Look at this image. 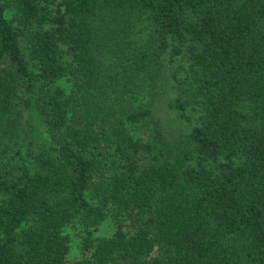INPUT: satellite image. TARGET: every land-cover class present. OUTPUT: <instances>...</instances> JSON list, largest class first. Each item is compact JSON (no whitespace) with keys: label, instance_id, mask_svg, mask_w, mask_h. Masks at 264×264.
<instances>
[{"label":"trees","instance_id":"obj_1","mask_svg":"<svg viewBox=\"0 0 264 264\" xmlns=\"http://www.w3.org/2000/svg\"><path fill=\"white\" fill-rule=\"evenodd\" d=\"M19 107L0 264H264V0H0V149Z\"/></svg>","mask_w":264,"mask_h":264},{"label":"rangeland","instance_id":"obj_2","mask_svg":"<svg viewBox=\"0 0 264 264\" xmlns=\"http://www.w3.org/2000/svg\"><path fill=\"white\" fill-rule=\"evenodd\" d=\"M59 1V0H58ZM61 87L66 94L71 91V81L68 78H63L56 83ZM173 91L170 88V83L167 80L162 82V90L158 95L154 103V115L158 119L163 127L164 134L167 138L173 139L182 132L186 131V126L177 117L174 111L169 109L168 102L173 97ZM23 109L21 113V119L19 120V130L8 135L3 139V148L0 149V162L3 164L17 165L20 163H29L27 160L26 151L29 146L30 130H31V115L28 110ZM115 231V228L110 219L103 222L96 231H94L93 237H110ZM70 239V250L68 254V261H73L79 257V242L84 236L81 228L78 226L67 227L64 231Z\"/></svg>","mask_w":264,"mask_h":264}]
</instances>
